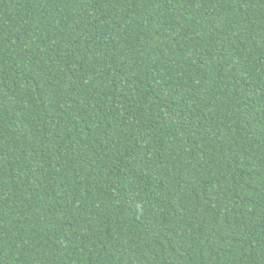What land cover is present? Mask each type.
<instances>
[{
  "label": "trees",
  "instance_id": "trees-1",
  "mask_svg": "<svg viewBox=\"0 0 264 264\" xmlns=\"http://www.w3.org/2000/svg\"><path fill=\"white\" fill-rule=\"evenodd\" d=\"M0 264H264V0H0Z\"/></svg>",
  "mask_w": 264,
  "mask_h": 264
}]
</instances>
